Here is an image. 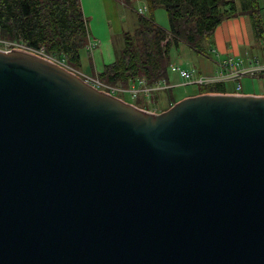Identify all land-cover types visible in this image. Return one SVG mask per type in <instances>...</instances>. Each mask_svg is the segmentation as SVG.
<instances>
[{"label": "water", "instance_id": "water-1", "mask_svg": "<svg viewBox=\"0 0 264 264\" xmlns=\"http://www.w3.org/2000/svg\"><path fill=\"white\" fill-rule=\"evenodd\" d=\"M0 264H264V95L150 113L0 50Z\"/></svg>", "mask_w": 264, "mask_h": 264}, {"label": "trees", "instance_id": "trees-1", "mask_svg": "<svg viewBox=\"0 0 264 264\" xmlns=\"http://www.w3.org/2000/svg\"><path fill=\"white\" fill-rule=\"evenodd\" d=\"M128 4L127 0H122ZM146 15H135L131 34L122 33V48L112 62L102 65L95 76L108 86H127L136 78L147 85L167 78L171 47L185 45L192 52L207 55L204 45L210 42L215 27L223 20L245 15L254 40L263 41L262 10L256 0H241L240 9L234 0H142ZM162 7L167 30L153 19V11ZM0 40L20 44L27 49H41L45 55L63 60L65 65L78 68V53L87 44V25L78 0H0ZM198 86L197 94L229 93L227 83ZM167 106H159V97L153 101L159 111L174 102L170 89L166 90ZM166 91L165 94H166ZM163 92V93H164ZM138 102V101H136ZM137 108L138 105L133 104Z\"/></svg>", "mask_w": 264, "mask_h": 264}, {"label": "crops", "instance_id": "crops-1", "mask_svg": "<svg viewBox=\"0 0 264 264\" xmlns=\"http://www.w3.org/2000/svg\"><path fill=\"white\" fill-rule=\"evenodd\" d=\"M83 17L86 19L87 25V44L78 53V68L76 69L79 76L92 78L101 70L102 65L112 62L118 49L113 47L114 37L122 35L126 32L122 24L125 23L127 13L125 10L131 11V3L124 4L122 0H78ZM237 10L240 9L241 0H234ZM259 8H263L264 0H256ZM144 5V4H143ZM145 6V5H144ZM132 12V11H131ZM263 33H264V9L262 10ZM133 28L134 22L132 20ZM209 51L214 50L218 57L226 56L231 58L254 56L259 60L264 59V54L258 56L257 51H264V40L256 41L253 38L251 26L245 15H237L233 18L221 21L213 30L210 37ZM111 52V56L110 53ZM86 56L85 64L82 56ZM208 57L200 55V57ZM258 56V57H257ZM219 60V59H218ZM184 69V68H181ZM193 70V69H192ZM88 71V72H87ZM201 74L208 75L211 73L209 68L204 69L201 64ZM213 72V71H212ZM169 84L176 85L179 78L167 72ZM163 94V93H161ZM240 94H247L242 93ZM248 95H264L260 93H248ZM162 96V95H160ZM184 97V96H183ZM173 96L171 99L173 101ZM181 97L177 98L179 100ZM175 100V101H177ZM174 101V102H175ZM161 100L159 98L158 103ZM158 112H160L158 110Z\"/></svg>", "mask_w": 264, "mask_h": 264}, {"label": "built area", "instance_id": "built-area-1", "mask_svg": "<svg viewBox=\"0 0 264 264\" xmlns=\"http://www.w3.org/2000/svg\"><path fill=\"white\" fill-rule=\"evenodd\" d=\"M145 11H146L145 6H143L138 8L136 10V13L143 14ZM0 45L3 48L0 50L7 51L11 49H22L24 51L33 53L37 56L43 57L51 62H54L55 64L63 67L69 72H72L74 74L77 73V72L75 73V71L72 70L71 68L67 67V65H65L63 60H56L54 58H51L45 55L41 49L37 51L31 50L25 48L20 44H12L2 40H0ZM209 54H213L216 60H215V67L213 68V72H211L208 75L198 73L192 69H181L173 64L168 65V72L175 74L184 85L205 86L216 83H230L232 84L234 90L233 92H229V93H236V94H240V92L238 91L240 90V85L238 83V80L241 77L254 76L259 73H264V59L259 60L254 56H247L243 58L227 57L219 61L217 59L218 55L214 50H210ZM206 56H208V54ZM84 81L89 83L97 90L106 92L112 96H116L117 98L118 96L114 94L115 91L127 93L135 98L141 97L144 100L150 102V104H152V98L154 93H158L163 90L172 88L168 86L169 83L165 79H160L157 80L156 82H153L150 85H147L143 79L136 78L133 81H131L127 86H108L100 83L98 80L89 82L84 79ZM151 109L152 110H144V109L141 110L150 113H158V110L154 106H152Z\"/></svg>", "mask_w": 264, "mask_h": 264}, {"label": "rangeland", "instance_id": "rangeland-1", "mask_svg": "<svg viewBox=\"0 0 264 264\" xmlns=\"http://www.w3.org/2000/svg\"><path fill=\"white\" fill-rule=\"evenodd\" d=\"M129 1L131 3V6H132V9L134 12H136V10L138 8L144 6L142 0H129ZM133 11L131 12L130 10H125V12L127 13V17L125 19V23H123L121 25L122 28H123V26L125 27V29H126L125 31L129 34L132 33V31L135 27V15L133 14ZM142 15H146V11ZM153 19H154V22L160 28L164 29L165 31L167 30L166 17H165V13H164L162 7H157L156 9H154ZM132 20L134 22L133 28L131 26ZM122 45H123L122 35L115 36L114 42H113V47H115V49H118V51H119L122 48ZM208 46H209V44L204 45V50L208 54V57H202V56L200 57L199 54L192 52L185 45L179 43L177 47H171L169 49V52H168L169 64L176 65L179 68L193 69L196 72L201 70V64H202L204 66V69L209 68V71L212 72L213 68L215 67L216 58L213 54H209V49H211V48H209ZM0 49H3L1 47V45H0ZM109 53L111 56V52H109ZM262 54H264V51L263 52H261L259 50L257 51L258 56H260ZM81 56H82V60L84 61V64H85L86 56H84V55H81ZM225 57L226 56H220L219 55V57L217 59H219V61H220V60L224 59ZM258 59H259V57H258ZM67 67L74 70L75 73L78 72L76 69H74L70 66H67ZM80 77L82 79L89 81V82L97 80L96 77H94V76L92 78H88V77H83L80 75ZM238 83L240 85V90H238L239 92L247 93V94L250 92L251 93L264 94V73H259V74L254 75V76H243L238 80ZM227 85L228 86H227L226 91L233 92L234 88L232 87V84L227 83ZM168 86L172 87V88H170L169 92H170L171 96L174 97L173 102L181 96H182V98H184L187 96H193V95L197 94V87L198 86H196V85H184V84H182L180 79L176 85L168 84ZM204 87H207V86H204ZM167 90H169V89H167ZM164 91H166V90L158 92L157 94L154 93L161 100V102L159 103V106H160L159 109H161L162 107H166L168 104L167 103L168 98L166 97V95L168 96V94H167V91H166V94ZM161 93H163V94H161ZM114 94L117 95L118 98L122 99L125 102L138 105L140 107V109L152 110L151 108H152V106H154L157 110H159L158 106L153 101L154 97L152 98V104H150V102L144 100L141 97L135 98V97H132L129 94L124 93V92L115 91ZM160 95H162V96H160ZM182 98H180V99H182ZM136 101H138V102H136Z\"/></svg>", "mask_w": 264, "mask_h": 264}]
</instances>
